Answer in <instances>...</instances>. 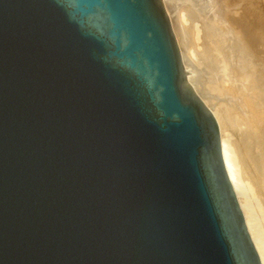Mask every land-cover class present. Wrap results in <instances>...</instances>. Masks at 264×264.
<instances>
[{"label": "water", "instance_id": "1", "mask_svg": "<svg viewBox=\"0 0 264 264\" xmlns=\"http://www.w3.org/2000/svg\"><path fill=\"white\" fill-rule=\"evenodd\" d=\"M0 264H260L160 0H0Z\"/></svg>", "mask_w": 264, "mask_h": 264}, {"label": "rangeland", "instance_id": "2", "mask_svg": "<svg viewBox=\"0 0 264 264\" xmlns=\"http://www.w3.org/2000/svg\"><path fill=\"white\" fill-rule=\"evenodd\" d=\"M259 2L260 3L258 8H260L261 13H256L258 14L257 16L251 11L252 0L227 1V22L222 26L220 25V27L217 25L214 30L211 29V31H208V28H206L207 26L204 24V22H199L201 21L199 14L195 13L197 10L196 5H198L197 1L166 0L172 18L175 19L178 16L177 13L182 14L183 29L185 30V32L189 33V35L188 33L186 34L189 36L188 51L190 52V55L186 53L184 55L183 53L182 56L183 65L186 64L188 66L187 70L184 69L185 73L188 74L187 79L191 86L194 88L197 95L201 98V100L204 102L209 101L210 109H212L216 113L218 112V116L220 119L218 124L219 130L222 129L229 135L230 144L235 156V161L239 166V172L242 174H240V178L243 177V181L245 180L247 186H250V192L254 199L256 198V203H260V208L258 206V209H261V211L259 210V214H263L261 217L264 218V123L263 121H260V123H258L259 121L255 119V115L252 112H249L246 106L244 107L245 104L243 101L247 98L255 99L254 101L257 102L256 106L258 108V111V106H261L259 112L262 111L263 113L261 114L264 115V0H259ZM248 13H250L251 15H249ZM195 16H197L198 19ZM242 17H245V23L243 22ZM196 20L199 21L197 22ZM194 22L199 23L197 25L200 28L199 30H201L199 32L200 36L198 35V37L200 38H197V41H194V37L192 38V35L190 37L191 30H194ZM241 22H243L245 26H252V23L255 24V33L253 37H255L256 44L254 45V47L251 45L252 39L250 38L252 35H250L249 33L247 34V32L244 30V28H246L247 26L245 27L241 25ZM203 24L205 25V27L203 26ZM233 25L236 28H231L234 27ZM202 27L204 28V30ZM193 32L194 31H192L191 34H195V32ZM212 32H215L217 36L223 37L225 39V42L216 44L212 38ZM233 32L235 33L234 35L238 40L233 41L231 39ZM244 32H246V34ZM242 33H244L246 37H248L249 35V37L246 38ZM227 38H230L231 40H228ZM192 41L194 42L192 43ZM231 43L233 46L231 45ZM237 44L238 46L239 44L242 46L244 51L242 53H245L249 57L250 61L248 62L249 64L246 68V70L250 69L248 70L249 73L242 66V63L240 64L241 66L239 65L240 62H238L237 59H239V61L241 62L243 61V59L241 58V60L237 55V50L239 49L236 46ZM230 56H233V58L231 59ZM235 60H237V62ZM209 67L212 69V71H214L215 74L217 73L216 76L218 78V81L220 82V85L213 83L211 84L205 81L206 75L204 71L207 68L209 69ZM237 69L240 71H237ZM244 70V75L246 74L245 76L242 75L243 72L241 73V71ZM246 72L248 73V75ZM255 82L258 84H256ZM206 83L209 85L208 90L205 88L207 87ZM210 84L213 86V88H215V92ZM249 84L252 85L249 87ZM215 85L217 86V88ZM254 87H256L257 89H255ZM247 89H250L251 93L250 91H248L249 93L245 92L247 91ZM260 96L262 99V103L261 99H259ZM257 99L259 100V103ZM257 150L259 151L257 152ZM261 223L264 228V219H261Z\"/></svg>", "mask_w": 264, "mask_h": 264}, {"label": "bare ground", "instance_id": "3", "mask_svg": "<svg viewBox=\"0 0 264 264\" xmlns=\"http://www.w3.org/2000/svg\"><path fill=\"white\" fill-rule=\"evenodd\" d=\"M161 1V3H162V5H163V8H164V10H165V13H166V16H167V18H168V22H169V26H170V30H171V34H172V36H173V39H174V42H175V45H176V48H177V51H178V55H179V60H180V66H181V69H182V74H183V77H184V84H186L187 86H189V88H191V89H193V91H194V93L197 95V93L195 92V90H194V88L191 86V84L189 83V81H188V79H187V75L188 74H186L185 73V70H187V68H188V66L186 65V64H184L183 65V61H182V56H183V53H184V55H185V53L186 54H188V55H190L189 53V51H188V45H189V43H188V35H189V33L188 32H185V30L183 29V25H182V22H183V15L182 14H179V13H177L178 14V16L174 19V18H172V15H171V13H170V11H169V8H168V5H167V3H166V0H160ZM195 1H197V3H198V5H196L197 6V10H196V12L195 13H197V14H199V16H200V20L201 21H199V22H204V24L207 26L206 28H208V31L210 30L211 31V29H215V27L218 25L219 27H220V25L222 26L223 24H225L226 22H227V17H226V13H227V11H226V9H227V1H229V0H195ZM259 0H252V7H251V11H252V13H254V14H256V13H261V11H260V8H258L259 7ZM196 4V3H195ZM246 12V11H245ZM243 13H244V11H243ZM194 14V13H193ZM249 15H251L250 13H248ZM247 14V15H248ZM253 14V15H254ZM195 15V14H194ZM193 15V16H194ZM257 16H258V14H256ZM195 17H197V16H195ZM197 19H198V17H197ZM202 19H203V21H202ZM242 19H243V22L245 23V17L243 18L242 17ZM249 20V19H248ZM197 21V20H196ZM197 21V22H198ZM197 22H194V30H191V33H192V31H194L195 32V34H191L190 33V37H191V35H192V38L194 39V41L196 40L197 41V38H200V37H198V35L200 36V34H199V32L201 31V30H199L200 28H199V26L197 25V24H199V23H197ZM243 22H241L242 24L241 25H243V26H245L244 24H243ZM249 22H251V21H249ZM200 23V24H201ZM240 23V22H239ZM256 23V22H255ZM203 24V26L205 27V25ZM249 24H251V23H249ZM240 25V26H241ZM252 26H247V27H249V28H247L246 26V28H244V30L247 32V34L249 33L250 35H252L251 36V38L250 39H252L251 40V45L254 47V45L256 44V40H255V37H253V35H254V31H255V27H254V23H252L251 24ZM257 25V24H256ZM234 26V25H233ZM218 27V28H219ZM203 28V27H202ZM205 28V29H206ZM231 28H236L235 26L234 27H231ZM217 29V28H216ZM224 29V28H223ZM203 30H204V28H203ZM193 32V33H194ZM204 32V31H203ZM246 32H244L245 34H246ZM186 33H188V35L186 34ZM213 34V36H212V38H213V40H214V42L216 43V44H220V43H222V42H225V39L223 38V37H220V36H217L216 35V33L215 32H212ZM244 33H242V34H244ZM235 33L233 32V34H232V37H231V39L233 40V41H235V40H238L237 39V37L234 35ZM244 34V36L246 37V35ZM202 36V35H201ZM204 37V36H203ZM248 37H249V35H248ZM248 37H246V38H248ZM234 38V39H233ZM228 39V38H227ZM230 39V38H229ZM228 39V40H229ZM230 39V40H231ZM200 40V39H199ZM194 41H192V43L194 42ZM230 42V41H229ZM208 43V42H207ZM231 45H232V43H231ZM214 46V45H213ZM233 46V45H232ZM237 46V48H239L238 50H237V55L240 57V59L242 58L243 59V61L241 62V61H239V59H237L238 60V62H240L239 63V65L242 63V66L245 68V70H246V68L248 67V62L250 61L249 60V57L245 54V53H242V52H244L243 51V48H242V46L239 44V46H238V44L236 45ZM234 50V49H233ZM236 54V53H235ZM235 54H234V56H235ZM187 55V56H188ZM233 55V54H232ZM231 57V56H230ZM210 58V57H209ZM213 58V57H212ZM233 58V56L231 57V59ZM230 59V58H229ZM241 59V60H242ZM237 60H235L236 62H237ZM217 61H218V59H217ZM223 61V60H222ZM228 61V60H227ZM231 61V60H230ZM216 62V61H215ZM229 62V61H228ZM253 62V61H252ZM252 62H250V63H252ZM206 63H208V62H206ZM259 64V63H258ZM207 65V64H206ZM218 66V65H217ZM241 66V65H240ZM203 67V66H202ZM208 67V66H207ZM259 68V67H258ZM185 69V70H184ZM242 69V68H241ZM245 70L244 71H241V73L243 72V76H245L244 75V73H245ZM248 70H250V69H248ZM248 70H246V71H248ZM252 70V69H251ZM237 71H240V70H238L237 69ZM205 81L206 82H209V83H213V84H219L220 85V82L218 81V78H217V73L215 74L214 73V71H212V69L209 67V69L207 68L205 71ZM207 72V73H206ZM253 72H254V70H253ZM247 73V72H246ZM248 73H249V71H248ZM248 73H247V75H248ZM258 73V72H257ZM256 73V74H257ZM255 74V73H254ZM260 75V74H259ZM248 77V76H247ZM246 77V78H247ZM243 78V77H242ZM256 78V77H255ZM258 79V78H257ZM256 83V82H255ZM207 84V83H206ZM210 84V85H211ZM256 84H258V83H256ZM255 84V85H256ZM252 84H249V87L251 86ZM254 85V86H255ZM203 86V85H202ZM208 84H207V87H205L207 90H208ZM212 86V85H211ZM216 86V85H215ZM248 87V86H247ZM247 87H245V88H247ZM259 87V86H258ZM212 88H213V86H212ZM212 88H210V89H212ZM216 88H217V86H216ZM255 89H257L256 87H254ZM214 89V92H215V88H213ZM244 89V88H243ZM251 89V88H250ZM250 89H247V91H245V92H248V91H250V93H251V90L253 89V86H252V89L250 90ZM230 90V89H229ZM240 91V90H239ZM254 91V90H253ZM241 92V91H240ZM255 92V91H254ZM242 93V92H241ZM249 93V92H248ZM247 93V94H248ZM225 94V93H224ZM252 94H254V93H252ZM261 94V93H260ZM239 96H241V95H239ZM251 96V95H250ZM254 96H256V95H254ZM197 97L199 98V100H200V102L205 106V108L208 110V112L209 113H212V115H213V118H214V120H215V123H216V126H217V129H218V132H219V136H220V144H221V151H222V159H223V166H224V169H225V173H226V175H227V178H228V180H229V183H230V185H231V188H232V191H233V193H234V196H238V199H239V203H240V207H241V211H242V215H243V219H244V223H245V226H246V228H247V230H248V232H249V234H250V242H251V244H252V246H253V248H254V250H255V252H256V254H257V256H258V259H259V263L260 264H264V228H263V225H262V223H263V220H262V223H261V219H264V218H262L261 216L263 215H260L259 214V210L261 211V209H258V206H259V204H257L256 203V201H255V199H254V197L252 196V194H251V192H250V189H249V187L247 186V184L245 183V180L243 181V177L242 178H240L241 176H240V172H239V170H238V165H237V163H236V161H235V156H234V152H233V150H232V146H231V144H230V137H229V135L226 133V132H224L222 129H220L219 130V121H220V119H219V116H218V112L216 113L215 111H213L212 109H210V107H209V101L207 102V101H202L201 100V98L197 95ZM244 97H245V94H244ZM253 97V96H252ZM240 98V97H239ZM250 98V97H249ZM255 98V97H254ZM258 98V97H257ZM263 98H264V96H263ZM259 99H261V96L259 97ZM255 99H253V98H250V99H245V100H243L244 101V107L246 106L247 108H248V110H249V112H252L254 115H255V119H257L259 122L258 123H260V121H263V123H264V115L263 114H261V113H263L262 111L261 112H259L260 111V107L261 106H258L259 107V111H258V108H257V106H256V103L257 102H255L254 101ZM258 100V99H257ZM258 103H259V100H258ZM261 103H262V99H261ZM263 104H264V102H263ZM263 106V105H262ZM264 107V106H263ZM219 113H220V111H219ZM251 117V116H250ZM252 118V117H251ZM260 126V125H259ZM262 126V125H261ZM253 129H254V127H253ZM262 131V130H261ZM232 141V140H231ZM261 150V149H260ZM259 150H257V152H258ZM248 152V151H247ZM260 153V152H259ZM256 155H257V153H256ZM260 155V154H259ZM258 155V156H259ZM264 164V163H263ZM262 164V165H263ZM264 166V165H263ZM242 175V174H241ZM263 178H264V176H263ZM252 191V190H251ZM255 196V195H254ZM259 208H260V206H259ZM262 208V207H261Z\"/></svg>", "mask_w": 264, "mask_h": 264}]
</instances>
